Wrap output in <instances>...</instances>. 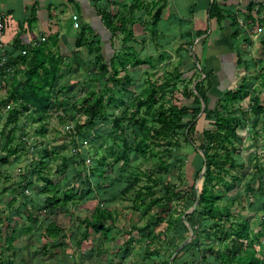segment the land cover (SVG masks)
Segmentation results:
<instances>
[{
  "label": "rangeland",
  "instance_id": "rangeland-1",
  "mask_svg": "<svg viewBox=\"0 0 264 264\" xmlns=\"http://www.w3.org/2000/svg\"><path fill=\"white\" fill-rule=\"evenodd\" d=\"M79 21L78 15L73 25L80 34ZM125 36L113 33L107 50L95 31L81 47L55 33L40 38L35 46L58 75L48 73L54 88L45 111L13 100L23 69L0 73V262L264 261V41H257L255 59L239 57L242 69L221 78L225 89L244 92L209 93L204 102L196 90L203 64L165 54L138 59ZM98 100L102 108L92 110ZM174 109L188 114L163 132L162 117ZM195 109L210 112L207 129L231 117L230 129L209 143L200 131L188 141ZM203 143L213 158L212 177L202 180L196 172ZM50 182L59 199L53 207L45 202ZM203 187L216 195L212 207L200 201ZM50 223L61 227L59 234L49 235ZM244 228L247 250L239 253L230 239Z\"/></svg>",
  "mask_w": 264,
  "mask_h": 264
},
{
  "label": "crops",
  "instance_id": "crops-1",
  "mask_svg": "<svg viewBox=\"0 0 264 264\" xmlns=\"http://www.w3.org/2000/svg\"><path fill=\"white\" fill-rule=\"evenodd\" d=\"M131 1L0 0V16L6 25V47L0 48V64L4 66L1 61L6 58L14 66L11 69L26 67L24 46H35L40 38H49L52 33L59 34L64 44L75 42L79 29L73 25L74 13L79 15L82 26L100 35L107 50L113 33L104 24L100 8L120 20L124 17L132 34L129 46L138 59L162 54L191 62L194 58L197 65L213 70L216 84L224 76L227 80L231 71L233 77L237 68L242 69L237 63L239 57L255 59L259 54L258 43L264 39V0H140L143 7L133 10ZM157 10L160 17L155 21Z\"/></svg>",
  "mask_w": 264,
  "mask_h": 264
},
{
  "label": "trees",
  "instance_id": "trees-1",
  "mask_svg": "<svg viewBox=\"0 0 264 264\" xmlns=\"http://www.w3.org/2000/svg\"><path fill=\"white\" fill-rule=\"evenodd\" d=\"M130 7H131V10H133L135 8L141 9L143 7V5H142V2L140 0H134ZM213 7H214V3L212 4V10H213ZM212 10H211V13H212ZM101 15H102V19H103L104 24L112 33L122 31L126 34L124 41L129 42L131 40L132 34L130 33V30L127 28V25L124 21V17H122V19L119 20L117 23L116 18L114 19V16L111 12L103 10V11H101ZM154 16H155V21H156L160 17V10H157ZM89 31H92L90 27L81 26L80 34L75 39L76 47H81L84 44V39L86 37L87 32H89ZM263 41H264V39H263ZM37 47L36 46L32 47V48L28 47V49L31 52L28 49H24V51H26V52L23 55V57H24V62H26L27 65H26V67L21 68V69H23V71H24L23 73H24L26 78L23 80L17 81L16 87L12 91L11 96H12L13 100L20 103L25 108H29L30 106H33L34 109H37L40 111H45V109L47 108V106L49 104L50 96H51V93L53 92V88H54V83L49 85V78L50 77H49L48 73H50L52 78H55V79L58 77V75L55 71L51 72L47 66L49 56H47V54L40 51L41 49L37 48ZM28 53L30 55L29 57L26 56V54H28ZM52 58L53 57H51L50 60H52ZM193 61H196V60H194V58H193L192 62ZM3 65L4 66H2L0 64V73L1 74H5V73L9 72V70L12 67H14L13 65L11 66V62L9 60L8 61L6 60V63ZM203 70L206 71L205 77H203L201 81L197 82L196 90L198 92L197 96L199 98H201L204 102L208 101V99H209L208 94L209 93H212V94L215 93L218 96H221L224 94L236 96L237 94H241L244 92V89L242 87H239V89H237L235 91H233L232 89L231 90L225 89L227 86L224 88V83L216 84L214 82L215 73L213 72L212 69L209 71V69L204 67ZM231 74L232 73L230 72L227 80L229 79V77H231ZM226 90H227V92H226ZM94 108H98V109L102 108L101 100L96 101L95 106H91L92 110H94ZM209 113L210 112L208 111V109H204V110L195 109L194 110L193 118L188 123V125H187L188 129H187V132L185 134L186 139L188 141L192 142V139L190 138L191 133L200 131L203 133L204 138H205V140L208 141V143L212 142V141L218 139L221 132L224 130L223 127L229 128L231 126L230 123L228 122V120H231L232 118L231 117H225V118L223 117V118H219V120L216 118V120L214 121L216 124L217 123L219 124V127L216 131H211V130L207 129L205 127V122H206V120H211V118L209 117ZM171 114L172 115L170 118H168L167 116L162 117V121H163L162 131L163 132L171 131L174 128H176L178 123L181 122L183 116L188 114V112H186V111L184 112L181 109H174L171 111ZM210 122H213V121H210ZM200 148H201V151L203 152V156L201 157L202 159L198 163V166H197L198 169H197L196 173H197V176H201V179L203 180V178H206V177L211 178L212 177L211 161H212L213 156L211 155V152L209 149V144L203 143L200 145ZM87 155L86 154L82 155L83 156V165H88L87 162L85 161L87 158ZM203 167H205V171H204V173H201ZM51 182L48 183L49 185L44 187V190L47 191L46 192L47 197H46L45 202L48 203L47 206H49V207H53L55 205V203L59 200L55 196L56 192H54L53 188L50 187V185L53 183V182L52 183ZM208 192L209 191L206 187H203L202 189H200V192H199L200 201H203L202 202L203 204L212 207L209 204V202H210V199L215 198L216 195H211V197H209ZM218 196L219 195H217V197ZM154 201L156 202L157 199ZM61 230H62L61 227H59L56 223H50V225L48 226V229H47L49 235H51V236L59 234ZM247 236H248V232L245 228L242 229L241 231L236 232V235H234L230 239L231 248L234 251H237L239 253L246 252L247 246L242 239H243V237H247ZM244 260L250 264H264V261L261 262L258 259H254V257H250V256L245 257ZM8 263L11 264L10 261ZM0 264H3V263L0 262ZM109 264H118V263H116V262L112 263L110 261Z\"/></svg>",
  "mask_w": 264,
  "mask_h": 264
},
{
  "label": "built area",
  "instance_id": "built-area-1",
  "mask_svg": "<svg viewBox=\"0 0 264 264\" xmlns=\"http://www.w3.org/2000/svg\"><path fill=\"white\" fill-rule=\"evenodd\" d=\"M73 20H74V24L77 26L78 25V14L74 13L73 14ZM6 25L5 22L3 20V17L0 16V48L5 49L6 47V43L3 40V33L5 31ZM26 51H24L25 53ZM5 54V53H4ZM2 64L6 63V58H3Z\"/></svg>",
  "mask_w": 264,
  "mask_h": 264
}]
</instances>
